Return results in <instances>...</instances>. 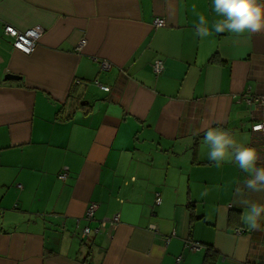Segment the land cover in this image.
<instances>
[{
    "label": "crops",
    "instance_id": "obj_1",
    "mask_svg": "<svg viewBox=\"0 0 264 264\" xmlns=\"http://www.w3.org/2000/svg\"><path fill=\"white\" fill-rule=\"evenodd\" d=\"M198 14L221 19L212 0H0V264H264V216L240 220L264 192L204 143L223 128L264 166L245 99L264 96V31L201 39ZM4 25L43 34L24 54Z\"/></svg>",
    "mask_w": 264,
    "mask_h": 264
},
{
    "label": "clouds",
    "instance_id": "obj_2",
    "mask_svg": "<svg viewBox=\"0 0 264 264\" xmlns=\"http://www.w3.org/2000/svg\"><path fill=\"white\" fill-rule=\"evenodd\" d=\"M213 11L221 19L208 27V21L203 14H198L196 35L201 39L215 33L229 32L237 36L244 33L255 34L264 31V0H212ZM195 10V6H193ZM261 126L255 130L259 131ZM199 129H190L192 135H199ZM204 143L208 146V159L220 167L222 162L234 160L241 171L248 174L244 181L247 189L254 192H264V166H257L260 157L254 147L239 144L233 135L223 128L208 127L204 133ZM243 193V189H237ZM249 205L242 213L240 220L250 229L260 228V219L264 216V205L241 201Z\"/></svg>",
    "mask_w": 264,
    "mask_h": 264
},
{
    "label": "built area",
    "instance_id": "obj_3",
    "mask_svg": "<svg viewBox=\"0 0 264 264\" xmlns=\"http://www.w3.org/2000/svg\"><path fill=\"white\" fill-rule=\"evenodd\" d=\"M164 23L165 21L163 17H155V19L153 20L154 26H163ZM4 33L10 36L11 38H13L12 45L14 49L24 54H31L35 50L38 40L43 34V28L40 25H34L23 31H20L11 25H4ZM85 44H86V39L81 38L76 48L78 50H81ZM152 69L155 74L160 73L163 69L162 61L160 59H156L152 64ZM102 88L107 89L106 87H103V86ZM245 99L248 103H251V102L256 103L258 105L257 107H259V109L261 110V112L259 113L262 117L261 121H257L253 123L251 125V129L255 133L257 132L261 133L260 137H264V96L247 97ZM258 125L261 126L259 131L255 130ZM66 175H67L66 171H62L58 175V177L64 180L66 178ZM155 201L156 203L160 202L159 196L156 197ZM96 207L97 205L95 203H90L87 206V208L85 209V213H84V217L87 220H90L93 218ZM118 220H119L118 216L114 215L108 221L110 222V224L114 225L118 222ZM104 225H105V220L101 221L100 223V226H104ZM89 232H90V228L86 226L82 229L81 235L84 237L88 235ZM186 246L190 250H198L203 247L201 243L192 241V240H188L186 243ZM175 260H176V263H178L181 260V256L176 257Z\"/></svg>",
    "mask_w": 264,
    "mask_h": 264
},
{
    "label": "water",
    "instance_id": "obj_4",
    "mask_svg": "<svg viewBox=\"0 0 264 264\" xmlns=\"http://www.w3.org/2000/svg\"><path fill=\"white\" fill-rule=\"evenodd\" d=\"M19 78H20L19 75L12 74V73H7V74H5V76H4V79H5V80H12V79H19Z\"/></svg>",
    "mask_w": 264,
    "mask_h": 264
}]
</instances>
